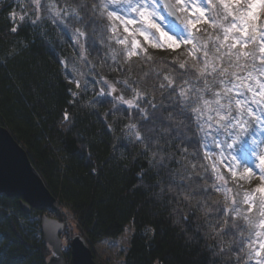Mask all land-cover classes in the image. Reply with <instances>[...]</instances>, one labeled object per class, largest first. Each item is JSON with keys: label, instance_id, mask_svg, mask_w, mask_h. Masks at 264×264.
<instances>
[{"label": "trees", "instance_id": "trees-1", "mask_svg": "<svg viewBox=\"0 0 264 264\" xmlns=\"http://www.w3.org/2000/svg\"><path fill=\"white\" fill-rule=\"evenodd\" d=\"M97 2L40 0L37 6L28 0H0L1 124L27 150L92 249L132 225L122 264H255L257 257L253 252L254 258L248 260V252L258 250L261 236L256 233L263 228L249 221L258 225L264 220L261 192L256 191L261 177L249 183L225 167L219 156H211L193 116L185 121L189 139L165 146V155L173 154L167 168L157 167L152 156L159 145L146 147L147 140L141 143L127 127L135 125L145 136L148 128L158 126L143 119L141 110L151 117L152 103L168 106L171 99H179L160 88L167 85L166 76L174 85L198 81L204 52L211 59L215 46L235 42L237 31H229L228 40L223 31L233 17L225 19L221 0H212L223 28L206 19L195 26L191 42L160 48L142 41L134 51L116 17H96L94 23L90 9ZM105 4L112 5V0ZM66 5L69 11L75 8L84 23L71 15L61 23L56 12ZM112 8H106V16ZM77 29L87 37L80 43ZM125 38L126 43L118 42ZM256 48L257 44H237L232 51ZM182 63L184 69L179 67ZM78 68L83 69L81 78ZM104 80L119 97L107 90L100 95ZM121 96L135 100L138 109L123 103ZM178 148H186L187 154ZM170 172L175 182L169 179ZM189 193L191 199L185 201L183 195ZM46 212L43 208L27 215L20 199L0 195V264H47L52 252L41 231Z\"/></svg>", "mask_w": 264, "mask_h": 264}, {"label": "snow or ice", "instance_id": "snow-or-ice-1", "mask_svg": "<svg viewBox=\"0 0 264 264\" xmlns=\"http://www.w3.org/2000/svg\"><path fill=\"white\" fill-rule=\"evenodd\" d=\"M36 2L39 6V0H36ZM116 3L117 0H112V4ZM176 3L178 5L184 4V0H176ZM201 3L203 7L196 9L199 12L197 20L205 16L204 9L208 6L210 0H201ZM221 3L225 9L224 18L233 17L229 27L223 28V25L219 24L218 17L220 13L216 12L213 13L211 20L208 22L212 23L213 26L223 28L224 40L229 39L228 32L232 30L240 32L241 35L233 37L234 43L225 45L221 42L220 45L215 46V53L211 59L208 58V52H204L203 67L197 70L198 81L186 79L183 85H174L171 78L167 76L164 78L167 85L161 84L160 88L176 93L179 99H171L168 106L163 103L159 105L152 103L151 117L147 112L141 110L143 119H150L158 126L148 128L145 136H141L135 125L127 126L129 132L133 133L141 143H145V139L147 140L146 147L148 144L159 145L157 150L152 152V156L156 160V166L159 168H167V161L173 159V154L165 155L167 152L165 146L171 147L174 140L183 142L189 139L185 132V129L188 128L185 121L189 116H193L197 130L203 134L201 140L204 142V148L208 151L218 150L222 158L220 162L229 170H232L233 164L238 160L246 163L249 154L254 153L256 150L250 147V138L251 145L259 147L255 133L264 132V22H257L260 21L261 14L264 13V0H231V4L221 0ZM158 4L159 0H120L119 15L113 9L106 16V8L112 5H106L105 0H98L96 4L91 6L90 11L94 23L96 17H117L120 19L127 17L124 20L125 25H134L137 21H140V28L135 29V31H139L140 35L147 41L150 35L153 36V39L156 38L155 34L149 32V29H157L158 31V26L154 23V18L161 15ZM80 6L85 7L83 4ZM164 7L169 10L170 15L177 14L176 9L170 2L165 3ZM179 11L183 12L185 8L181 7ZM69 15L74 20L84 23L83 18L76 12L75 8L69 11L66 5L64 9L56 12V17L59 18L61 23ZM65 26L67 27V25ZM12 31L15 32L16 29L13 28ZM125 31H129L127 26H125ZM183 31L187 33L188 30L185 27ZM75 36L87 39L86 33L81 32L79 29H77ZM126 39L118 40V42L124 44ZM181 39L187 43L195 37L189 34L186 37L182 35ZM133 42L134 46L139 45V41L134 39ZM248 43L257 44V48L249 52L232 51L237 44L246 46ZM171 46L170 44L169 47ZM224 47L228 51H221ZM132 54V51L128 52L129 56ZM179 67L184 69L185 65L182 63ZM79 86V81H77V87ZM100 95H104L103 89H101ZM120 99L122 100L123 97L121 96ZM125 103L131 108L135 105V100L126 101ZM135 106L138 109V105ZM64 119H68L67 113H65ZM177 151L187 154L186 148H178ZM194 168L195 165H193ZM185 171H188L187 168H185ZM247 171L251 172L252 169L248 168ZM260 171L264 173V168ZM184 178L187 179L188 177L185 176ZM218 178L223 179L219 175ZM169 179L175 182L171 172L169 173ZM164 191L165 189L161 188V192ZM256 191L264 192V188H258ZM246 197L251 199V194H246ZM183 199L190 201L191 193L183 195ZM235 211L239 214L238 209ZM260 215L264 216V199H261ZM249 224L264 228V220H261L258 225L254 221H249ZM256 235L264 237V232H257ZM249 248H252L251 243ZM253 252L254 256L259 258L255 260V264H264V258H260L261 253H264V243L260 244L259 250L253 249L248 252V260L254 258ZM237 259L239 260V257ZM245 264H247V261H245Z\"/></svg>", "mask_w": 264, "mask_h": 264}, {"label": "rangeland", "instance_id": "rangeland-1", "mask_svg": "<svg viewBox=\"0 0 264 264\" xmlns=\"http://www.w3.org/2000/svg\"><path fill=\"white\" fill-rule=\"evenodd\" d=\"M170 1L174 5L176 10L179 12L181 22L180 23L173 22L171 17L168 15L165 7L163 6L161 0H159L158 7L160 9L161 15L154 18V23L158 26V31L157 29H149L150 33L155 34L156 37L155 39H153V36L150 35L149 40L146 41L144 37L140 35L139 31H135V29L140 28V23H141L140 21H137V23L134 25H125L124 20H126L127 17H124V19H120L116 17L117 20L120 21V24L123 26L124 30H125V26H127V28L129 29V31L127 32H128V36L131 37V40L134 41L135 39L136 41H139L138 46H134V42H133L134 51H137L141 48L142 41L147 44H151L160 48L169 47L170 44L172 45L170 48L179 47L180 45L185 43L184 40L181 39L182 35L186 37L190 34L192 37H194V33H195L194 27L201 21H204L206 19L211 20L214 13L213 12L214 8L211 3L212 0H210L208 6L204 9L205 16L200 17L199 20H197V17L199 16V12H197L196 9L199 7H203L201 0H184V4H179V5L176 3V0H170ZM28 2L31 3L33 2L35 3V5L37 4L36 0H28ZM119 4H120V0H117L116 4H112L113 7L112 10L115 9L118 12V15L120 12ZM181 7L185 8V11L183 12L179 11ZM262 14H261L262 16L261 22H264V16ZM237 26L239 27V24ZM145 27H147V25H145ZM185 27L188 30L187 33L183 31ZM240 35L241 33L237 32L234 34V37ZM82 39L83 37L81 38L76 37L78 43H80ZM79 46L81 47L82 45ZM82 72H83L82 68L77 69V75L80 78L83 76ZM100 87L101 89H103L104 94L108 91V93H110L111 95L115 93L117 97H119L116 88L107 81L105 82L104 80V83L101 84ZM126 101L127 100H125L124 98L122 99L123 103H125ZM255 138L257 139V145H259V147L257 148L255 145H251L250 142L249 143L250 147L256 150L254 151V153L249 154L246 163L238 160L235 164H233L232 171L238 177L244 178L245 181H248L249 183H253V181H257L258 177H261L258 188H264V178H262L264 177L262 176L264 175V173L260 171L262 168H264V162H262L264 161V132H257ZM211 156L220 157L219 151L218 150L211 151ZM220 159L222 158L220 157ZM248 168H251L252 171L248 172L247 171ZM261 199H264V192H261ZM55 211L56 210H52V212ZM57 212H58L57 214L55 213V215H52L50 217L58 219L66 224L67 231L62 238H63V249L64 251H67L68 249H70V243L72 237L74 235L81 234V232L73 218V215L70 213L68 209L59 205ZM263 232H264V228H263ZM133 233H134V228L132 225H129L126 228L125 232L118 238L105 239L99 242L98 244H96L93 247V252H95L96 255V261H98V263L101 262L103 264H122L125 254L129 250ZM261 243H264V237H259L257 241L258 250L260 248ZM260 258H264V253H261Z\"/></svg>", "mask_w": 264, "mask_h": 264}, {"label": "water", "instance_id": "water-1", "mask_svg": "<svg viewBox=\"0 0 264 264\" xmlns=\"http://www.w3.org/2000/svg\"><path fill=\"white\" fill-rule=\"evenodd\" d=\"M164 4L170 0H163ZM171 3V2H170ZM169 12V10H168ZM171 15L176 22L180 17ZM0 195L20 199L21 209L27 215L33 210H58L59 201L53 196L39 169L27 150L0 122ZM41 231L45 244L51 249L47 264H100L87 238L74 235L70 243V257L63 249L66 224L45 215L41 219Z\"/></svg>", "mask_w": 264, "mask_h": 264}, {"label": "built area", "instance_id": "built-area-1", "mask_svg": "<svg viewBox=\"0 0 264 264\" xmlns=\"http://www.w3.org/2000/svg\"><path fill=\"white\" fill-rule=\"evenodd\" d=\"M47 214H48L49 216L55 215L54 212H52L51 209L48 210Z\"/></svg>", "mask_w": 264, "mask_h": 264}]
</instances>
